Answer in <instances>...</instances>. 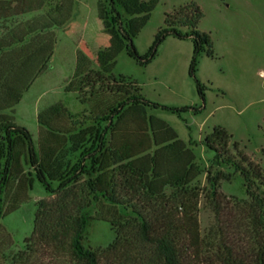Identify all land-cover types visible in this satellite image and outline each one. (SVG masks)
<instances>
[{
  "label": "trees",
  "instance_id": "1",
  "mask_svg": "<svg viewBox=\"0 0 264 264\" xmlns=\"http://www.w3.org/2000/svg\"><path fill=\"white\" fill-rule=\"evenodd\" d=\"M157 2L97 1V18L108 44L96 53L98 73L88 84L90 91L83 102L87 111L80 114L82 119H75L59 105L50 107L37 116L45 137H39L34 146L25 128L0 114V215L8 176L16 177L21 185L24 182L21 162L31 171L25 176L27 189L34 178L49 197L36 202L31 234L10 264H35L44 258L48 264H264L261 167L239 150L222 127H214L204 136L202 145L213 153L211 164L232 169L242 181L247 200L226 199L218 190L219 182L229 181L230 176L209 169V192L203 199L212 223L201 237L197 220L200 193L189 186L200 173L195 157L167 124L146 116L149 108L176 115L186 111L196 114L201 108L149 102L141 97L135 83L116 82L111 77L114 59L123 48L128 57L145 66L166 37L189 39L192 54L187 73L203 104L204 87L195 78L196 58L201 52L209 58L213 53L208 34L197 29L202 13L196 4H185L165 14L163 27L154 34L147 52L139 56L135 51L133 39ZM27 34L11 36L8 41L0 37L1 55L12 45L21 44ZM52 50L50 40L32 52L40 62L39 69ZM29 58L26 56L16 68L25 67ZM13 67L4 73L0 59V113L11 110L26 88L6 80L7 74H16ZM86 67L85 56L77 54L74 76L88 78ZM73 81L67 85V93L74 91ZM76 85L79 87L80 81ZM66 147L69 154L76 155L72 164L65 159ZM92 204L104 209L101 220L114 233L113 241L102 250L83 246L87 210Z\"/></svg>",
  "mask_w": 264,
  "mask_h": 264
},
{
  "label": "rangeland",
  "instance_id": "2",
  "mask_svg": "<svg viewBox=\"0 0 264 264\" xmlns=\"http://www.w3.org/2000/svg\"><path fill=\"white\" fill-rule=\"evenodd\" d=\"M97 1L0 0V37L8 41L11 36L28 33L21 44L0 53L2 71L7 73L13 65L16 73L7 74L6 80L14 81L19 88L26 87L19 102L0 114L25 128L34 146L39 137H45L44 129L37 124L39 114L44 115L50 107L59 105L80 120V114L87 111L83 102L90 91L89 82L98 73L96 53L108 44V36L97 18ZM189 3L196 4L202 13L197 29L208 34L213 53L209 58L201 52L196 58L195 78L204 87L203 104L187 73L192 54L189 39L166 37L145 66H139L123 48L114 59L111 77L116 82L135 83L141 97L149 102L173 108H201L196 114L186 111L179 115L149 108L146 116L167 124L195 157L200 173L189 186L200 193L197 220L199 234L204 237L212 223V214L203 199L209 192L206 183L209 169L230 176L229 181L219 182L218 190L226 199L247 200L240 177L226 166L211 164L213 153L202 145L204 136L214 127H222L238 144L239 150L264 171V0H158L133 39L136 53L142 56L147 52L154 34L163 27L165 14ZM46 27L48 29H43ZM31 29L35 31L29 33ZM50 40L53 50L39 69L40 62L31 54ZM77 54L87 60L88 78L74 76ZM26 56H30L28 64L16 68ZM70 81L75 88L67 93L65 89ZM2 97L0 88V100ZM67 148L65 159L72 164L76 155L69 154ZM230 152L233 154L232 148ZM1 165L2 161L0 169ZM21 171L22 185L16 177L9 176L3 185L0 264H10L23 250V242L32 231L36 202L49 198L34 178L27 189L25 176L30 168L22 162ZM25 197L27 199L20 203ZM15 207V211L3 217ZM103 211L96 204L87 210L85 248L102 250L114 239L109 224L101 220ZM35 264H48V259Z\"/></svg>",
  "mask_w": 264,
  "mask_h": 264
}]
</instances>
